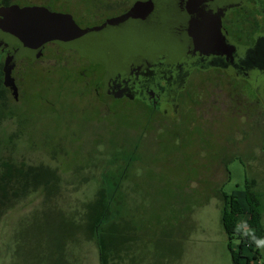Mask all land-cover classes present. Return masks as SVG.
I'll list each match as a JSON object with an SVG mask.
<instances>
[{
    "label": "rangeland",
    "instance_id": "374dc122",
    "mask_svg": "<svg viewBox=\"0 0 264 264\" xmlns=\"http://www.w3.org/2000/svg\"><path fill=\"white\" fill-rule=\"evenodd\" d=\"M103 1L109 0H70L69 9L56 11L98 24L106 16L96 18L92 4ZM13 2L0 9V33L15 30L20 20L23 23L32 4L57 9L62 0ZM14 75L18 95L15 99L9 91L5 94L0 156L57 170L61 189L48 207L78 219L102 181H109V173L114 176L127 167L120 186L123 209L144 236L138 233L143 241L132 244L120 264H232L220 223L219 193L229 197L232 191L244 190L245 181H255L264 226V151L254 163L234 159L227 166L228 176L213 169L211 162L220 152L218 120L207 123V128L195 122L191 128L188 121L194 114L184 112L171 121L137 101L109 97L100 88V66L53 46L46 47L37 62H18ZM226 128L233 130V122L228 121ZM256 140L260 135L252 139ZM105 188L109 193V184ZM46 207L41 193H30L1 217L0 264H35L39 252L35 224ZM167 232L173 234L170 240ZM232 245L235 249L237 241ZM41 248L46 251L47 244ZM73 249L77 264H99L93 241ZM261 255L262 264V250Z\"/></svg>",
    "mask_w": 264,
    "mask_h": 264
},
{
    "label": "flooded vegetation",
    "instance_id": "af4514ba",
    "mask_svg": "<svg viewBox=\"0 0 264 264\" xmlns=\"http://www.w3.org/2000/svg\"><path fill=\"white\" fill-rule=\"evenodd\" d=\"M59 4L57 9L51 5L40 4H32L31 7L70 16L75 25L84 30L101 26L110 19L125 15L135 4H143L155 14L152 21L170 23L171 35L182 39L183 42L196 47L195 43L205 37L212 40L222 39L225 45H220L213 51L204 47L201 49L203 54L199 51H187L185 60L178 61L173 69L171 67L166 70L162 63L151 66L154 70L146 72L147 81L135 84L131 88L112 82L109 97L137 101L142 108H146L152 114L171 121L176 120L184 112L194 114L195 117L188 121L191 128L196 125L195 122L206 128V124H213L214 120L221 122L220 125L215 124L218 129L222 128V133L220 132L217 137L220 152L217 154V160L211 162V165L213 169L222 170L227 176V166L233 163L234 159L240 157L241 163L243 159L250 163L258 160V155L264 151V0L94 2L92 5L96 18L100 17L99 14L106 16L98 24L83 21L74 16V13L56 11L69 9L70 0H62ZM65 4H68V7H64ZM75 19L86 27H80ZM52 46L59 52L74 53L88 63L100 66L102 70L100 77L103 78L105 69L102 65L90 62L75 49L47 43L41 50L39 58L33 60L23 56L15 62L11 76L15 94L9 88H5L4 95L9 91L17 99L18 84L15 83L17 77L14 75L17 63L37 62L45 55L46 47L50 49ZM10 55L9 49L0 47L2 86L3 65ZM102 78L99 79V83L102 84L100 88L103 87ZM204 106L206 108L203 112H198ZM225 119L227 122H233V130L226 128ZM224 124L226 126L222 127ZM258 135L260 140L252 141L253 138L257 139ZM230 196L233 194L230 193Z\"/></svg>",
    "mask_w": 264,
    "mask_h": 264
},
{
    "label": "trees",
    "instance_id": "16d2710c",
    "mask_svg": "<svg viewBox=\"0 0 264 264\" xmlns=\"http://www.w3.org/2000/svg\"><path fill=\"white\" fill-rule=\"evenodd\" d=\"M12 3L13 0H0V8H8ZM1 81L0 73V124L6 109L5 89ZM126 169L124 167L114 176L109 173V181H102L103 186L96 196L84 205L78 219H75L48 207L61 189V178L55 168L15 163L0 156V219L30 193L39 192L43 196V205L47 207L35 224L36 236L39 237L35 264H77L73 248L89 241H93L98 250L99 264H120L128 257L131 245L143 241L138 233L144 236L135 225H131L132 221L123 209L125 201L121 197L120 186ZM107 184L109 193L105 188ZM254 185V180L246 181L244 190L232 191L233 196L230 197L219 193L222 201L220 223L227 237L232 264H257L261 262V250L264 264V226L261 225L260 201L254 193ZM164 235L169 240L173 237L170 232ZM234 240L237 241L235 249L232 245ZM43 243L47 244L46 251L41 248Z\"/></svg>",
    "mask_w": 264,
    "mask_h": 264
},
{
    "label": "water",
    "instance_id": "95a60500",
    "mask_svg": "<svg viewBox=\"0 0 264 264\" xmlns=\"http://www.w3.org/2000/svg\"><path fill=\"white\" fill-rule=\"evenodd\" d=\"M154 17L155 14L146 5L135 4L121 17L82 30L70 16L32 7L26 11L23 23L20 24L21 20L18 22L16 31L0 33V47L11 51L3 65V86L15 94L11 79L15 62L23 56L33 60L39 58L47 43L75 49L90 62L102 65L105 69L103 92L106 94L112 92V82L131 88L147 81L146 72L154 70V67L151 68L153 65L162 63L166 70L175 68L178 61L185 60L187 51L203 54V47L213 51L225 45L222 39L205 37L195 43V47L173 37L170 23L152 21ZM13 35L17 37L12 40Z\"/></svg>",
    "mask_w": 264,
    "mask_h": 264
},
{
    "label": "crops",
    "instance_id": "0c3cea01",
    "mask_svg": "<svg viewBox=\"0 0 264 264\" xmlns=\"http://www.w3.org/2000/svg\"><path fill=\"white\" fill-rule=\"evenodd\" d=\"M257 264H261V262H258ZM263 264V263H262Z\"/></svg>",
    "mask_w": 264,
    "mask_h": 264
}]
</instances>
